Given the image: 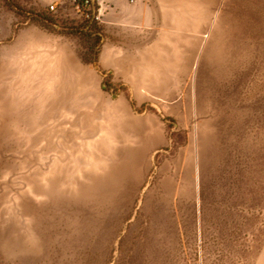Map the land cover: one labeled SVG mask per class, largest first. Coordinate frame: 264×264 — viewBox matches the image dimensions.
<instances>
[{
  "label": "rangeland",
  "instance_id": "374dc122",
  "mask_svg": "<svg viewBox=\"0 0 264 264\" xmlns=\"http://www.w3.org/2000/svg\"><path fill=\"white\" fill-rule=\"evenodd\" d=\"M211 2L170 106L100 72L73 8L0 0V264H264V0Z\"/></svg>",
  "mask_w": 264,
  "mask_h": 264
},
{
  "label": "crops",
  "instance_id": "0c3cea01",
  "mask_svg": "<svg viewBox=\"0 0 264 264\" xmlns=\"http://www.w3.org/2000/svg\"><path fill=\"white\" fill-rule=\"evenodd\" d=\"M37 1L43 7L72 8L70 0ZM101 1L107 10L104 22L96 24L100 72L116 77L137 104L148 98L170 106L185 104L199 87L200 45L208 38L212 0ZM97 5L98 0H91L90 11Z\"/></svg>",
  "mask_w": 264,
  "mask_h": 264
},
{
  "label": "built area",
  "instance_id": "2783aa9c",
  "mask_svg": "<svg viewBox=\"0 0 264 264\" xmlns=\"http://www.w3.org/2000/svg\"><path fill=\"white\" fill-rule=\"evenodd\" d=\"M70 3L76 13L83 16L85 20H89L90 23L102 24L104 22L103 18L107 9L101 0H98V5L93 12L90 11L91 0H70ZM48 11L53 15H58V8L53 4L48 6Z\"/></svg>",
  "mask_w": 264,
  "mask_h": 264
},
{
  "label": "trees",
  "instance_id": "16d2710c",
  "mask_svg": "<svg viewBox=\"0 0 264 264\" xmlns=\"http://www.w3.org/2000/svg\"><path fill=\"white\" fill-rule=\"evenodd\" d=\"M39 21L44 25L45 28H49V25L54 24L53 16L49 13L48 15L40 14ZM87 32H81L80 35H82L85 39L92 41L94 47H96L99 44V37L97 36L98 33H100V29L97 27L96 24L90 23L89 20H85Z\"/></svg>",
  "mask_w": 264,
  "mask_h": 264
},
{
  "label": "water",
  "instance_id": "95a60500",
  "mask_svg": "<svg viewBox=\"0 0 264 264\" xmlns=\"http://www.w3.org/2000/svg\"><path fill=\"white\" fill-rule=\"evenodd\" d=\"M65 8H66V4H64V7L63 6L60 7L61 10H66Z\"/></svg>",
  "mask_w": 264,
  "mask_h": 264
}]
</instances>
